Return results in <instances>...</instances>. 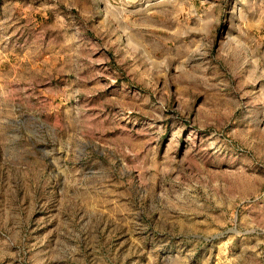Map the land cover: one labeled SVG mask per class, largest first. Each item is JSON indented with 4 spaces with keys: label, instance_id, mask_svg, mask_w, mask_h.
<instances>
[{
    "label": "rangeland",
    "instance_id": "obj_1",
    "mask_svg": "<svg viewBox=\"0 0 264 264\" xmlns=\"http://www.w3.org/2000/svg\"><path fill=\"white\" fill-rule=\"evenodd\" d=\"M66 1L0 0V264H264V0Z\"/></svg>",
    "mask_w": 264,
    "mask_h": 264
},
{
    "label": "crops",
    "instance_id": "obj_2",
    "mask_svg": "<svg viewBox=\"0 0 264 264\" xmlns=\"http://www.w3.org/2000/svg\"><path fill=\"white\" fill-rule=\"evenodd\" d=\"M90 1H92V3L95 1V0H90ZM99 1V0H98ZM17 2H18V0H17ZM73 3V0H67L66 1V4L67 5H71ZM22 5V4H21ZM62 5H65V0H59V4H58V6H57V8H55V13H58L59 11H63L62 10V7H60V6H62ZM72 7V6H71ZM60 8V9H59ZM64 8V7H63ZM74 9H75V7H73ZM64 9H66V8H64ZM76 10V12H75V14L77 13L80 17H79V19L78 20H80V21H86L85 19H87V17H83L82 15L83 14H81V12L78 10V8H76L75 9ZM97 10H98V8H97ZM101 17L103 18V12H102V14H101ZM73 18H74V15L71 13L70 15H64L63 17H59V18H55L56 20H59V19H62L63 20V25H64V27H69L67 24H66V22H72V20H73ZM88 20V19H87ZM60 21V20H59Z\"/></svg>",
    "mask_w": 264,
    "mask_h": 264
}]
</instances>
